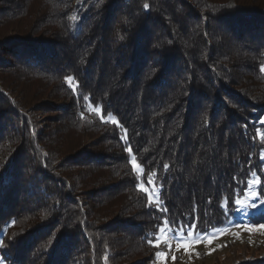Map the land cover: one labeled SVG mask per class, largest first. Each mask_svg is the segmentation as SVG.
Returning a JSON list of instances; mask_svg holds the SVG:
<instances>
[{
	"label": "trees",
	"instance_id": "trees-1",
	"mask_svg": "<svg viewBox=\"0 0 264 264\" xmlns=\"http://www.w3.org/2000/svg\"><path fill=\"white\" fill-rule=\"evenodd\" d=\"M3 1L10 6L0 23L20 19L17 34L1 37L0 25V251L7 262L28 264L38 238L37 264H116L155 253L164 222L197 233L223 226L255 177L264 195V0ZM40 92L71 102L59 105L68 112L61 126L43 128L32 114L29 101ZM109 114L119 124L103 119ZM98 130L107 152L57 166ZM128 146L161 188L159 210L136 187ZM119 209L126 218L100 225ZM250 219H264V208Z\"/></svg>",
	"mask_w": 264,
	"mask_h": 264
},
{
	"label": "rangeland",
	"instance_id": "rangeland-1",
	"mask_svg": "<svg viewBox=\"0 0 264 264\" xmlns=\"http://www.w3.org/2000/svg\"><path fill=\"white\" fill-rule=\"evenodd\" d=\"M77 4V0L73 1V5ZM9 4L0 0V12L9 8ZM74 19L75 13H74ZM20 19H14L11 23L6 24L5 22L0 23L1 28L4 34L1 36H7L12 34H17L12 31L13 26L18 25ZM39 36V35H35ZM10 58V57H9ZM17 63V62H15ZM75 85V83H72ZM47 89L43 86L42 91ZM227 99V98H225ZM228 100V99H227ZM29 109H33L32 113L36 120L39 122L40 126L47 128L46 126H51L52 128H57L60 125L58 120L68 112L64 111L66 109L62 108L59 105H71V102L67 99L58 98L49 92H40L36 96L32 97L29 101ZM41 103H49L51 106L40 107ZM39 106V107H38ZM69 109V108H67ZM66 112V113H65ZM104 120L112 122V117H115L117 123L119 124L118 118L114 114H109L102 116ZM14 118V117H13ZM102 130L92 131L89 135H84L80 138V141L76 142V145L71 147L67 154L61 155L57 160V166L62 165H72L74 160H78L79 156L86 155L91 152H107L104 146ZM121 138L127 140V132H123ZM76 140V139H74ZM73 140V141H74ZM71 139H68L70 142ZM130 146L127 147V149ZM264 151V150H263ZM67 152V151H66ZM74 154L75 156L68 159V155ZM135 156L134 151L132 150L129 154V158ZM264 157V152H263ZM66 158V159H65ZM137 158V157H136ZM69 161H66V160ZM137 162H140L137 159ZM28 164V155H25V165L23 170H27L25 166ZM141 165V164H140ZM143 169V166L141 165ZM139 184H144L145 187H148L152 193L153 201L152 203L157 206V204L162 207L161 204V188L156 183L154 175L146 176V173L143 169L141 173H137ZM26 179L29 176H25ZM151 180L152 183H148ZM259 178L255 177L249 184V188L246 193L238 199V209L236 217H232L229 222L225 223L223 226L212 229L208 233H197L193 228H180L174 230L170 228L167 222H164L159 232V246L158 250L164 252L165 257L157 258L155 253H146L144 255L130 256L122 261L115 259L114 263L116 264H264V228H260V225H264V219L256 222L252 221L250 217L257 215L261 208H264V195L261 194L259 190ZM96 189V188H94ZM92 189V190H94ZM256 193V195H253ZM80 195L84 201L88 204L92 202L87 195L86 190H81ZM26 196V193L20 196V208L25 205L23 204V198ZM26 198V197H25ZM255 205V207H253ZM19 209V208H17ZM129 213L124 212V209H119L114 211L107 219H104L100 222L101 224H109L110 221H117L119 219L126 218V215ZM38 227V226H37ZM36 227V228H37ZM34 226L26 230L27 236L25 240L22 241V245L30 242L31 233L35 231ZM131 229V227H127ZM183 229H187L184 231ZM34 230V231H33ZM107 231L111 235L118 236L120 231L114 229L112 226H108ZM25 232V233H26ZM128 232V231H127ZM191 233V235H189ZM40 240V239H39ZM38 238L29 250L27 251L28 264H37L36 254H33V251H38L41 245L38 246ZM1 242V234H0ZM80 242H84L80 240ZM189 245L188 248L183 247V245ZM119 250V248L117 249ZM42 252V251H41ZM45 253V252H43ZM176 257V259H173ZM43 258H46V255H43ZM117 258V257H116ZM0 259L4 260V264H17L9 263L3 257L0 251Z\"/></svg>",
	"mask_w": 264,
	"mask_h": 264
},
{
	"label": "snow or ice",
	"instance_id": "snow-or-ice-1",
	"mask_svg": "<svg viewBox=\"0 0 264 264\" xmlns=\"http://www.w3.org/2000/svg\"><path fill=\"white\" fill-rule=\"evenodd\" d=\"M148 8H149V5L147 3H145L144 4V9H148ZM259 71L260 72H264V65H260ZM65 80L68 82L69 86H71L73 88V91H75V86L72 84L73 77L72 76H66L65 77ZM83 99L87 100L88 97H83ZM97 111H99V109H97ZM112 122L114 124L117 123L115 117H112ZM127 152L129 154H131L132 148L129 147L127 149ZM262 158H264V157H262ZM130 163H131L133 172H135V173H141L143 171V169L141 168V165L137 162V158L135 156H132L131 157ZM163 168L164 169H168L169 168V165L168 164H164L163 165ZM257 182H259V181H257ZM148 183H152V181L149 180ZM136 187L139 188L140 190H142L144 193H146L148 195L149 206L151 207L152 206L153 197H152V193L149 190V188L148 187H145L144 184H137ZM253 195H256V193H253ZM253 207H255V205H253ZM159 208H160V205L157 204V210H159ZM188 225H189V227H195L196 226V225L192 224L191 221H188ZM260 228H264V225H260ZM183 230L184 231H187V229H183ZM189 235H191V233H189ZM149 243L152 244V240H149ZM159 243H160L159 237H157L156 238V245L159 246ZM0 244H2V242H0ZM183 247L188 248L189 245L185 244V245H183ZM165 255L166 254L164 252H160V251H157L155 253V256L157 258L165 257ZM173 259H176V257H173ZM0 264H4V260L3 259H0Z\"/></svg>",
	"mask_w": 264,
	"mask_h": 264
}]
</instances>
